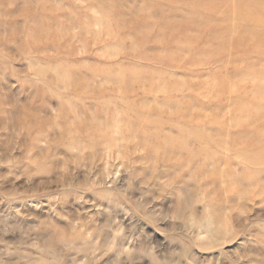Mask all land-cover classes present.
Masks as SVG:
<instances>
[{
  "label": "rangeland",
  "instance_id": "obj_1",
  "mask_svg": "<svg viewBox=\"0 0 264 264\" xmlns=\"http://www.w3.org/2000/svg\"><path fill=\"white\" fill-rule=\"evenodd\" d=\"M246 1L252 0H0V51L10 56L21 51V42L24 51L40 52L86 40L80 56L86 66L79 69L84 81L80 91L86 94L79 113L95 117V156L89 154L95 163L75 172L76 183L87 181L86 191L61 186L60 191L17 195L13 185L24 192L25 186L35 189L61 174L34 176L28 184L26 178L16 179L23 177L27 164H0V177H7L0 180V264L39 259L64 264H249L244 257L264 255V244L248 239L264 234V222L255 219L264 214L257 189L264 183V168L251 150L264 136V39L258 31L241 34L245 19L236 10ZM96 52L103 55L92 54ZM8 63H0V88L8 103L26 104L30 88L6 71ZM26 66L13 62L16 69ZM49 103L58 105L55 99ZM129 118L132 127L147 130L155 143L160 153L156 165L145 167L137 156L132 167L116 148L120 126ZM180 137L184 149L176 143ZM13 139L11 131L0 133V159L13 154ZM178 150L184 152L180 160ZM51 151L71 158L63 147L52 145ZM230 155L241 159L229 176L246 178L244 186L256 189L255 195L242 197L233 187L228 201L240 204V210L225 222L222 234L208 225L211 237L196 229L190 234V224L171 218L177 201L160 197L161 181L188 164L193 170L222 167ZM52 163L61 168L64 161ZM56 198L63 202L66 218L48 212ZM203 213L204 206L198 205L197 222ZM41 222L50 226L33 237L52 239L44 252L20 243L21 231ZM245 222L251 223L241 234H227ZM74 231L75 239L61 238Z\"/></svg>",
  "mask_w": 264,
  "mask_h": 264
},
{
  "label": "clouds",
  "instance_id": "obj_2",
  "mask_svg": "<svg viewBox=\"0 0 264 264\" xmlns=\"http://www.w3.org/2000/svg\"><path fill=\"white\" fill-rule=\"evenodd\" d=\"M35 7L38 9L40 5L37 4ZM64 10L69 11V9ZM74 15L75 12H70V16ZM72 35H75V31ZM85 43L86 40H74L68 48L26 52L23 50V42H21L18 45L21 51L16 56H10L8 53L0 51V63L9 61L6 71H10L21 84L30 88L29 100L26 104H21L19 100L8 103L5 99L6 94L0 88V133L11 131L14 134L12 143L15 145L12 150L13 154L8 159H0V164H27L28 167L25 168L23 177L17 176L16 179L26 178L28 184L31 183L34 176H48L50 178L56 173L61 174L59 179L47 184L41 182L35 189L25 186L24 192H19L13 185V192L17 195L34 196L46 190L60 191L62 190L61 186L87 190V181L84 183L75 182V172L78 169L89 170V165L95 163V159L89 157V154L95 156L91 146L95 117L86 119L84 115L79 113V109L84 104L83 97L86 94V92L80 91L84 81L82 79L83 73L79 71L86 66L80 59L81 49ZM92 54L103 55L100 52ZM16 61H24L27 66L23 69H16L13 67V62ZM2 80L3 75H0V81ZM51 99L58 102L56 107L49 103ZM44 109H48L50 114H45ZM120 127L122 138L116 148L125 154L127 163L135 167L134 158L139 156L141 157L140 162L145 167L156 165L160 153L155 143L151 142L147 130L138 126L132 127L131 118ZM138 137L140 138L138 139ZM21 138H24L23 144L20 143ZM52 145L65 148L71 154V158L65 159L56 155L51 151ZM17 150L21 152L19 157L14 155ZM251 150L252 154L259 158V166L264 168V136L251 146ZM183 156L184 152L178 150L176 159L180 160ZM240 159L239 155H230L224 158L222 167L215 165L207 169L201 166L193 170L191 164H188L176 170L172 177L161 181L163 188L160 191V197L172 196L177 201L171 218L190 224L191 227L188 228L190 234L193 229H196L197 232L211 237L212 232L205 231V225L214 227L216 235L222 234L225 222L230 220L232 213L240 210V204H231L228 201V197L232 195V188L235 187L242 197L253 196L256 192V189L244 186L246 178L233 179L229 176L235 167H239L235 161ZM56 160H63V167L55 168L52 162ZM155 178V173H153V179ZM3 179H7V177H0V180ZM144 183L147 185L149 181L145 180ZM53 184L57 185L55 189ZM257 189L260 193L259 198L264 199V183L257 185ZM4 194L7 195L8 193ZM79 198L83 199V196ZM62 203L59 198H56L55 204L50 201L48 212L53 216L66 218L67 212L61 207ZM241 203H243V199ZM198 205L204 206V213L199 222L194 216ZM33 207H39V205H33ZM58 207H60V211L57 210ZM260 207L264 208V203ZM15 211L17 215L21 214L19 209ZM255 219L264 222V214ZM77 223L79 224V221ZM250 223H241L238 229H231L227 234L239 235ZM49 226L50 222H41L30 227L27 231H21L22 240L20 243L44 252L51 246L52 239L41 241L34 238L33 233L46 230ZM61 238L73 240L76 238V233L74 231ZM29 239H31V243L27 242ZM248 239L264 244V234L260 236L251 235ZM68 250H71L70 246ZM244 259L248 260L249 264H264V255L255 258L246 256ZM22 264H64V261L39 259L22 262Z\"/></svg>",
  "mask_w": 264,
  "mask_h": 264
},
{
  "label": "bare ground",
  "instance_id": "obj_3",
  "mask_svg": "<svg viewBox=\"0 0 264 264\" xmlns=\"http://www.w3.org/2000/svg\"><path fill=\"white\" fill-rule=\"evenodd\" d=\"M242 5L243 6H241V8L236 10L238 12V14L243 19H245V24H244L245 26H241L242 36L244 34H246L247 37H249V32L258 31L259 32L258 38L260 40L264 39V0L246 1V3L242 4ZM102 21H104V19ZM118 26H119V24H118ZM147 26L149 27V24ZM109 30H110V28H109ZM144 30L146 31V27L144 28ZM142 33L144 34V36H142V37H146L145 32H142ZM238 45H240V42ZM262 99L264 100V98H262ZM255 103L260 104L259 99ZM176 143L180 149L186 148V142L183 138L180 137L176 141ZM166 144H167V142H166Z\"/></svg>",
  "mask_w": 264,
  "mask_h": 264
}]
</instances>
